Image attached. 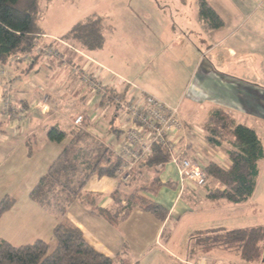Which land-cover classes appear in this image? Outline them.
Segmentation results:
<instances>
[{"label":"crops","instance_id":"0c3cea01","mask_svg":"<svg viewBox=\"0 0 264 264\" xmlns=\"http://www.w3.org/2000/svg\"><path fill=\"white\" fill-rule=\"evenodd\" d=\"M178 1L181 5L177 7L166 4L170 17L162 33L159 23L153 22L147 12L161 9L159 6L140 5L128 12L125 3L119 1L124 5L121 11L127 15L128 23L124 26L129 32H116L107 39L106 27L111 29V26L105 23L110 19L109 14H86L74 23L77 25L95 16L104 19V47L93 52L76 48L86 58L73 54L69 56V63L68 55L63 53L67 57L65 63L39 60L29 69L22 63L0 65V98L4 102L5 87L9 83L15 107L21 114V118H9L0 108V201L8 196L15 202L0 219V242L22 247L41 240L54 245L53 232L62 219L31 198L32 191L68 142L50 141L48 130L52 126L59 125L70 131L76 128L75 118L84 115L90 122L88 133L111 149L116 157L120 150L124 129L129 126L127 112L122 108L117 110L106 97L93 94L73 67L98 75L112 97L121 96L128 101L145 93L178 106L187 130L186 154L192 159L198 157L201 164L215 162L225 168L231 166L227 154L231 146L213 148L207 141L205 126L217 111L226 112L238 124L254 129L264 142V0H205L224 22V27L218 30L208 29L200 20L201 0ZM117 2L110 1L111 14L116 12L112 5ZM41 8L40 27L49 38L45 43L54 44V39L61 40L75 26L66 34L48 32L43 19L44 8ZM177 28L179 33L175 32ZM169 29H173L172 32ZM193 39H198L199 47ZM112 47L119 48V57L113 58L120 62L117 70L121 73L106 65L107 53ZM125 53L128 56H124ZM189 60L202 62L201 71L193 74L195 83L191 87H188L193 79ZM44 108L47 111H43ZM184 143L182 140V149ZM262 165L264 167V160L259 165L254 194L260 185ZM124 170L119 168L115 177L92 178L84 189L90 201L75 202L66 211L64 221L80 229L86 242L96 251L113 259L115 264H248L232 251L215 249L209 253H190L194 233L226 227L205 226L188 235L185 229L179 230L184 227L186 217L192 215L190 205L209 196L202 193L197 198L191 186L182 192L173 165L168 163L156 169L138 165L128 171L127 176L123 175ZM134 194L137 203L144 199L161 207L164 218L128 201L134 199ZM249 200L239 205L230 204V207L240 209ZM97 208L119 211L118 222L111 223L98 216L94 213ZM255 211L254 207L249 208L241 215L254 216ZM178 232L183 236L181 243ZM146 258L149 260L144 263Z\"/></svg>","mask_w":264,"mask_h":264},{"label":"trees","instance_id":"16d2710c","mask_svg":"<svg viewBox=\"0 0 264 264\" xmlns=\"http://www.w3.org/2000/svg\"><path fill=\"white\" fill-rule=\"evenodd\" d=\"M40 1L0 0V65H8L17 55L31 53L35 44L41 40L43 32L40 19L43 10ZM199 18L210 30L224 27L222 19L205 0L199 2ZM103 22L101 17H91L75 25L60 39L83 52L100 50L105 44ZM37 61L39 58H36L35 62ZM35 64L27 65V69ZM123 100L125 101L124 98ZM89 126V118L86 117L81 127L70 131L59 125L48 130L50 141L68 142L59 158L32 191L31 198L62 219L53 232L54 245L39 240L31 245L14 247L1 241L0 264H115L113 259L91 247L80 229L64 221L71 205L84 199L90 201V195L84 189L92 178L115 177L121 167V160L112 150L88 133ZM205 130L208 144L213 148H220L224 144L231 146L227 151L231 166L225 168L215 162L201 164V159L196 157L195 160L208 179L207 186L203 189L212 200H226L234 205L245 203L256 190L259 165L264 160L261 138L254 129L238 124L231 115L223 111H217L210 117ZM168 163L170 154L167 149L155 146L153 155L140 166L156 169ZM213 181H216L215 186H212ZM133 197V200L128 201L136 204V195ZM14 204V200L8 196L0 201V219ZM137 204L144 211L161 219L165 216L164 210L156 204L144 199H140ZM94 213L111 223H117L120 214L119 211L100 208ZM201 233L205 236L200 235L196 248L193 245L198 237L192 235V255L217 249L235 252L248 264L264 262V226L233 230L216 228Z\"/></svg>","mask_w":264,"mask_h":264},{"label":"built area","instance_id":"2783aa9c","mask_svg":"<svg viewBox=\"0 0 264 264\" xmlns=\"http://www.w3.org/2000/svg\"><path fill=\"white\" fill-rule=\"evenodd\" d=\"M49 39L41 36L31 53L17 55L10 61V65L22 63L33 64V58H39L43 62L51 60L65 63V56L61 52L62 47H68L85 57L80 51L74 49L69 43L54 39V44L45 43ZM86 58V57H85ZM72 70L80 80L91 90L93 94L106 97L114 106L124 109L129 118V127L124 129V137L117 153L121 160V167L125 169L123 175L127 176L128 171L146 162L152 155L155 146L167 149L170 154V164L178 172L179 186L181 191H185L187 186L203 189L207 186V175L200 164L187 156L188 138L187 130L180 118V109L153 95L145 94L138 98H131L124 101L121 96H110L106 87L99 81L98 75L89 73L85 68L73 67ZM3 75H6L4 72ZM11 86L5 87L2 112L9 118H21L19 110L15 107V102L11 93ZM43 111H47L46 108ZM85 122V116L79 115L73 121L75 127H81ZM182 140H185L184 149L180 147Z\"/></svg>","mask_w":264,"mask_h":264},{"label":"rangeland","instance_id":"374dc122","mask_svg":"<svg viewBox=\"0 0 264 264\" xmlns=\"http://www.w3.org/2000/svg\"><path fill=\"white\" fill-rule=\"evenodd\" d=\"M110 1L111 0H73V1L52 0V2L49 3V1L47 0H41V6L44 8L43 19H45L47 23L46 29H48L47 30L48 32H52L56 34H62V33L66 34L70 30V27H72L73 25L78 23L81 19H83L85 17L84 15L86 14L90 15V14L96 13V14L105 15V16L109 14L112 17L108 16L110 19L107 20V22L105 23V26H111V29L106 27L105 37L107 39H110L116 34V32H118V34L122 33V31L129 32V30H126V26H124L128 23L127 15L124 13V11H121V8L124 7V5L122 3L120 4V2H124L125 7H127L128 12L135 11L136 8L140 5H147V6H154V7L159 6L161 9L157 11L149 9L147 10V12L150 13L149 15H151V20L153 22L159 23V26L161 27L160 33H162L165 31L163 30V26H165L166 23L169 22L168 18L170 17V12L168 13L167 12L168 9H166V4H168L169 6L174 5L176 7L181 5L180 1L178 0H113V1H118V2L112 5V7H114V10L116 12L111 14L109 11L112 9L110 7ZM185 1H189V0H185ZM72 2H75L76 4L72 5L71 4ZM122 27H123V30H122ZM172 30L173 29H169L170 32H172ZM195 30L197 32L199 29H195ZM175 32L179 33L178 28ZM194 34L195 32L193 33V35ZM197 40L198 39H193V43H196V46L199 47V45L197 44L198 42H196ZM69 44L74 49H76L73 44L71 43ZM61 50H62L61 51L62 53H64L65 55H68V59H67L68 62L70 61L69 56L76 54L74 50L68 47H62ZM133 50L130 51L132 54L134 53ZM119 55H120L119 48L115 49L114 47H112V50L107 53V60H106L107 64L106 65L111 67L113 71H118L117 67L120 64V62L115 60L113 57L118 58ZM101 56L102 55H100V57ZM124 56H128V53H125ZM33 59H34L33 64H35L36 57H34ZM101 59L103 62V57H101ZM189 63L191 65V69H189V71H191V77L193 79L189 83L188 87H191L195 83L193 82L195 75L197 74V72L201 71L202 69V65H201L202 62L200 61L197 62L195 60L194 61L189 60ZM153 65L155 66V63ZM193 74H195L194 77H193ZM1 107L3 108V101L0 98V108ZM123 116L127 118L126 114ZM126 126H127V121H126ZM197 150H198V147H197ZM212 184H213L212 186H215L216 181H213ZM263 186H264V167L262 168V174L260 177V185L258 187V190L249 200V203L243 205L244 207H240V209L239 208L232 209V207H230L231 206L230 203H228L226 200H212L209 197L207 198V200L206 199H201L200 201L196 200L195 203H192L190 205L193 211L192 215H190L189 218L188 216L186 217L185 219L186 223L184 224V227L181 226L179 230L185 229V232L188 235L189 233H192L196 229L203 230L205 226L209 227L210 225L211 226H223V227H226V229L246 227L247 225L249 226L263 225L264 226V188ZM192 189L193 191L197 192L194 195L197 198L203 194L204 195L207 194V192H205L204 189L196 190L195 188L191 187V190ZM248 207L251 209H253L254 207V209L256 210L254 212V216H251L250 214H244L245 216L242 217L241 214L246 213V210L249 209ZM234 211H237V212H234ZM249 212L253 213V210H249ZM256 221L258 222L256 223ZM5 235H6V231L3 232V236ZM177 235H178V242L181 243L183 240V236L179 232ZM193 235L198 237V239L194 241L193 246L195 247L196 241L200 240L199 239L201 237L200 235H203V236L205 235L204 233H201L200 231L194 233ZM148 260L149 258H146L144 263H146Z\"/></svg>","mask_w":264,"mask_h":264}]
</instances>
